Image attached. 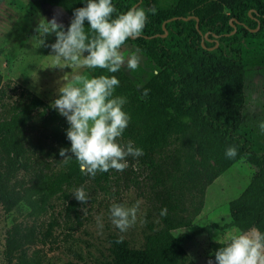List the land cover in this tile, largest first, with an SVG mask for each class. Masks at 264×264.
Segmentation results:
<instances>
[{"label": "trees", "instance_id": "1", "mask_svg": "<svg viewBox=\"0 0 264 264\" xmlns=\"http://www.w3.org/2000/svg\"><path fill=\"white\" fill-rule=\"evenodd\" d=\"M112 2L113 16L134 6L146 10L144 29L125 44L133 45L155 67L138 90L119 71L89 69L92 77L104 74L119 79L115 96L128 91L123 110L130 120L118 139L142 148L141 156L156 167L155 156L173 141L179 143V157L156 207L158 225L150 226L142 247H130L124 239L110 235V257L100 264H195L182 245L187 236L173 232L192 225L201 212L206 187L239 159L252 166L255 174L229 202V223L224 228L240 232L255 227L264 232V134L259 131L260 122L245 115L246 75L264 68V0H176L169 7L159 6L158 0ZM33 3L61 8L69 17L65 26L73 9L83 6L82 0ZM85 31L89 37L94 35L87 24ZM16 89V100L3 104L0 111V208L9 213L24 203L41 215L53 196L64 194V186L80 185L90 177L105 180L108 171L85 175L74 158L60 157V148L70 147L65 118L26 88ZM231 145L238 146L235 158L225 156ZM74 207L69 202L67 209ZM163 208H167L166 216L160 215ZM19 228L6 232L7 261L43 264L37 252L22 249L25 242ZM224 245H208L211 259Z\"/></svg>", "mask_w": 264, "mask_h": 264}, {"label": "rangeland", "instance_id": "2", "mask_svg": "<svg viewBox=\"0 0 264 264\" xmlns=\"http://www.w3.org/2000/svg\"><path fill=\"white\" fill-rule=\"evenodd\" d=\"M175 1L158 0V4L169 7ZM53 16L64 25L69 18L61 8L49 5L37 7L33 0H4L1 3L0 111L3 104L16 100L17 86L26 88L51 105L65 75L69 79L73 73L92 78L86 67L66 68L64 62L59 67L53 63L54 57L45 44L54 42L55 36L50 34L45 37L39 30V25ZM123 50L126 57L129 51H138L130 43L125 44ZM139 54L141 59L134 70H119L136 90L155 73L153 63ZM115 93H119L117 88ZM123 94L126 96L128 91ZM245 95L246 117L256 123L264 121V68L254 69L246 75ZM118 142L127 143L119 139ZM178 148L179 143L173 141L170 147L156 155L157 167L142 156H128V166L123 171L110 169L105 180L90 177L80 185L71 183L64 186V194L53 196L41 215L24 203L9 213L0 208V264H10L4 254L5 238L6 232L13 226L22 230L20 237H24L25 242L22 249L28 254L37 252L43 264H64L68 261L100 264L110 257V235L124 239L130 247H142L150 226L158 225L156 207L165 188L170 185L169 175L174 174ZM254 174L255 169L246 161L237 160L206 187L201 212L192 225L173 232L176 236H187L182 245L195 264H208L212 255L208 247L210 243L226 244L232 235L239 232L235 228H224L229 223L228 204L240 195ZM81 186L88 195L84 204L71 194ZM137 201L140 203L136 222L121 232L109 218L111 204L121 203L131 207ZM69 202L75 203L71 211L67 209ZM193 232L198 234L193 235ZM31 233L33 237L29 236Z\"/></svg>", "mask_w": 264, "mask_h": 264}, {"label": "clouds", "instance_id": "3", "mask_svg": "<svg viewBox=\"0 0 264 264\" xmlns=\"http://www.w3.org/2000/svg\"><path fill=\"white\" fill-rule=\"evenodd\" d=\"M82 5L73 9L67 26L55 16L39 25L45 37L55 36L50 44L44 41L54 57L53 63L59 67L64 62L66 68L106 69L108 73L122 68L134 70L140 62V54L129 51L126 57L123 46L144 29L146 10L134 6L113 16L116 8L112 0H82ZM86 24L94 33L91 37L85 31ZM119 83L115 75L87 78L73 73L71 79L65 75L52 101L51 107L68 125L65 135L70 147L60 148L59 156L74 158L85 175L95 176L98 171L110 169L123 171L128 166V156L143 155V149L132 141L118 142L130 120L123 110L126 98L114 95ZM258 127L264 134V121ZM237 154L238 146L231 145L225 150L227 158H235ZM71 194L82 204L88 200L82 186ZM139 203L131 207L112 203L111 223L121 232L126 231L137 220ZM160 215L166 216L167 208L161 209ZM208 264H264V232L253 227L232 235L215 251L214 260L209 259Z\"/></svg>", "mask_w": 264, "mask_h": 264}]
</instances>
